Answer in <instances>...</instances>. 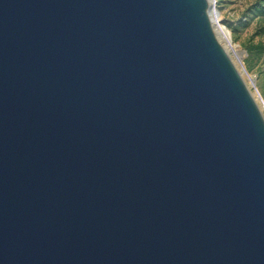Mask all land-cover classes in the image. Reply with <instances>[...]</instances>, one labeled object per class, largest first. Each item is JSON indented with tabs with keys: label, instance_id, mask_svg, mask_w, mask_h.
<instances>
[{
	"label": "water",
	"instance_id": "water-1",
	"mask_svg": "<svg viewBox=\"0 0 264 264\" xmlns=\"http://www.w3.org/2000/svg\"><path fill=\"white\" fill-rule=\"evenodd\" d=\"M211 0H0V264H264V115Z\"/></svg>",
	"mask_w": 264,
	"mask_h": 264
},
{
	"label": "rangeland",
	"instance_id": "rangeland-1",
	"mask_svg": "<svg viewBox=\"0 0 264 264\" xmlns=\"http://www.w3.org/2000/svg\"><path fill=\"white\" fill-rule=\"evenodd\" d=\"M211 2L214 3L211 10L214 13L218 35L264 115V99L258 89L259 71L264 68V61L261 60L260 63L250 59L245 49L260 40L264 42V35L258 30V20L249 12L253 0H211Z\"/></svg>",
	"mask_w": 264,
	"mask_h": 264
},
{
	"label": "trees",
	"instance_id": "trees-1",
	"mask_svg": "<svg viewBox=\"0 0 264 264\" xmlns=\"http://www.w3.org/2000/svg\"><path fill=\"white\" fill-rule=\"evenodd\" d=\"M250 14L252 17L258 20L259 33L264 35V0H253V3L250 5ZM248 57L253 59L255 62L261 63V60L264 61V42L258 41L255 44H250L245 47ZM250 67V66H249ZM251 68V67H250ZM259 82L258 89L264 99V68H261L259 71Z\"/></svg>",
	"mask_w": 264,
	"mask_h": 264
},
{
	"label": "bare ground",
	"instance_id": "bare-ground-1",
	"mask_svg": "<svg viewBox=\"0 0 264 264\" xmlns=\"http://www.w3.org/2000/svg\"><path fill=\"white\" fill-rule=\"evenodd\" d=\"M212 11V10H211ZM212 13V12H211ZM214 14V13H213ZM212 14V20H213V30H214V32H215V34H216V37H217V39L220 41V43H221V45L224 47V49L226 50V52L228 53V51H227V49H226V47H225V45H224V43H223V41L221 40V38H220V36L218 35V32H217V29H216V27H215V18H214V15ZM235 65V64H234ZM236 67V66H235ZM238 70V69H237ZM252 95V94H251ZM253 97V96H252ZM253 99H254V97H253ZM254 101L256 102V100L254 99ZM256 104H257V102H256ZM258 105V104H257ZM259 107V106H258ZM260 109V108H259ZM261 111V110H260Z\"/></svg>",
	"mask_w": 264,
	"mask_h": 264
}]
</instances>
